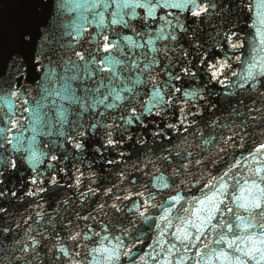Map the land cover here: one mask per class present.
Segmentation results:
<instances>
[{
    "label": "snow or ice",
    "instance_id": "1",
    "mask_svg": "<svg viewBox=\"0 0 264 264\" xmlns=\"http://www.w3.org/2000/svg\"><path fill=\"white\" fill-rule=\"evenodd\" d=\"M57 8L80 10L73 39L87 33L88 47L73 50L76 60L51 42L36 55L26 25H12L17 50L0 74V198L18 197L8 184L23 160L32 173L26 196L49 190L38 170L46 163L48 185L61 188L63 173L80 205L95 197L94 207L37 212L25 238L0 230L10 264H264V140L201 181L188 179L192 167L216 160H191L172 136H199L219 152L244 148L251 126L264 137V0H60ZM245 11L251 31L242 35ZM45 62L55 68L29 83V66L43 72ZM89 153L123 166L107 176L91 164L87 175L59 166ZM191 187L200 195L189 199ZM144 236L150 251L138 252Z\"/></svg>",
    "mask_w": 264,
    "mask_h": 264
},
{
    "label": "water",
    "instance_id": "2",
    "mask_svg": "<svg viewBox=\"0 0 264 264\" xmlns=\"http://www.w3.org/2000/svg\"><path fill=\"white\" fill-rule=\"evenodd\" d=\"M59 3L60 0H0V74L7 72V60L9 53L17 50L14 46V34L12 31V25L15 22H23L31 32L32 41L29 47L34 50V54L36 55H39L42 51H46L49 42H51V46L55 50L64 54L63 59L71 58L72 60H76V57L73 55V50L81 48V46L83 48L88 47L86 42L87 33L83 31L81 32V37L83 38L81 40V44H77L75 39H73V37L76 36L74 26L79 22V17L81 15L80 10L66 9L60 11L57 8ZM248 15L249 14L246 11L238 15L239 31L242 35L248 34L251 31V29L248 27L250 23ZM249 39H251L250 36ZM244 51L247 54L246 58L248 55L254 54L251 53L248 48H245ZM57 58L59 59L60 57L58 56ZM50 67L55 68V65H49L47 62H45L44 71L41 72L29 66V83L42 80L44 74ZM57 70L59 71V69ZM237 70L239 71L241 69L238 68ZM246 103L251 104V102L247 99ZM241 111L243 112L245 109L242 107ZM175 115H178V112ZM175 115L170 112L169 117L166 119H175ZM90 118L91 117H86V119ZM149 119H155L157 122L161 123V126L163 125V122L160 121L159 117ZM150 127H152L151 124ZM136 131L140 130L137 129ZM260 131L261 129L256 128L255 126L249 127L250 135L246 137L245 147L233 148L231 146H226V152H219V145L217 143H205L204 139L200 138L199 136L185 134L187 135L186 141L176 140L175 133H172V136L174 142L180 144V150L185 155H187L189 152L192 154L190 157L191 160L194 161L201 157L206 162L209 160V158L216 160L215 164L208 163L207 167H204L203 165L199 167H192L191 174L189 175L188 179L191 180L192 176L194 175L201 181H204L210 178V173L216 174L220 170L226 168L232 161L233 157L239 159L241 153L246 156L249 148H252L256 142L264 140V137L260 135ZM149 142L151 143V141ZM125 148H127V145H125ZM218 153L219 155H217ZM69 156H71V153H69ZM114 157L119 159L116 156L115 151H105L106 159ZM132 160H135V156L132 157ZM73 163L80 166L82 170L85 171L86 175L88 174L90 164L94 170H102L105 176H107L108 173L113 172V170L118 166H123L107 165L102 160H94V157L91 153L83 158L82 163L80 159H76L75 161L69 159L61 163L59 166H67L71 171H74V168L72 167ZM244 163H247V161ZM38 170L42 173L45 179V187L49 190L42 193L40 196H26L25 192L29 188L33 187V185H31L29 182V178L32 173L28 165L23 160L19 161L18 171L12 175L8 184V187L13 188L17 192L18 197L9 196L7 200L0 198V205L8 209L7 214H0V230L5 227H11L13 235H18L20 238H25L29 231L36 229L37 224L34 223V221H40V217L37 216V212L55 214V209L60 215H64L66 214V210L71 211L73 208H75L87 214V208L89 206L94 207L93 201L95 200V197H91L89 199L88 205H85L84 207L80 205L79 191L74 188L67 187V184L71 183L69 176L61 173L60 176H58V179H60L62 187L56 189L53 186L47 184V176L50 171L47 169V164L45 163L39 165ZM110 178L115 179V176L113 175ZM85 184H87V181H85ZM117 192H119V189H117ZM184 192L189 199H191L193 195H200L197 187L184 189ZM65 198L70 199L73 202L72 205L64 206L59 203ZM38 204L40 207H37ZM155 214L156 212L154 210L153 215ZM29 217H32V219L29 220ZM29 225L31 226V229L29 228ZM98 230L99 229H97V231ZM41 231H43L42 228ZM0 239H2V237H0ZM144 241V244L137 246L136 251L140 252L141 249L143 251H150L147 245L151 244L152 240L148 239L147 236H144ZM157 251H159V249H157ZM10 258L11 252L8 251V246L5 244V247L0 249V264H10ZM40 259H44L43 253L40 254ZM11 264H15L14 260L11 261ZM33 264H40V260H34ZM45 264H49V262L46 261ZM189 264H191V261H189Z\"/></svg>",
    "mask_w": 264,
    "mask_h": 264
}]
</instances>
